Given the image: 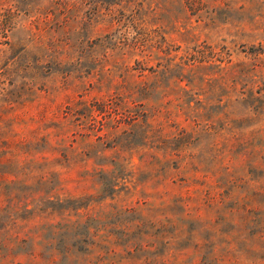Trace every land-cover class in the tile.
<instances>
[{
	"label": "rangeland",
	"instance_id": "1",
	"mask_svg": "<svg viewBox=\"0 0 264 264\" xmlns=\"http://www.w3.org/2000/svg\"><path fill=\"white\" fill-rule=\"evenodd\" d=\"M0 264H264V0H0Z\"/></svg>",
	"mask_w": 264,
	"mask_h": 264
},
{
	"label": "trees",
	"instance_id": "2",
	"mask_svg": "<svg viewBox=\"0 0 264 264\" xmlns=\"http://www.w3.org/2000/svg\"><path fill=\"white\" fill-rule=\"evenodd\" d=\"M101 103H103L102 105L100 104V105H101V109H102V108H105L107 102L103 101V102H101Z\"/></svg>",
	"mask_w": 264,
	"mask_h": 264
}]
</instances>
